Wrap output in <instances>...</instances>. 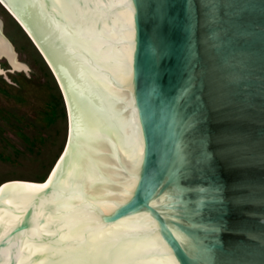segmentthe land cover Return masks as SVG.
<instances>
[{"label": "water", "instance_id": "obj_1", "mask_svg": "<svg viewBox=\"0 0 264 264\" xmlns=\"http://www.w3.org/2000/svg\"><path fill=\"white\" fill-rule=\"evenodd\" d=\"M0 1L67 112L47 182L0 188V264H264V0Z\"/></svg>", "mask_w": 264, "mask_h": 264}, {"label": "rangeland", "instance_id": "obj_2", "mask_svg": "<svg viewBox=\"0 0 264 264\" xmlns=\"http://www.w3.org/2000/svg\"><path fill=\"white\" fill-rule=\"evenodd\" d=\"M2 33L28 69L0 74V185L41 182L67 135L61 90L27 33L0 4Z\"/></svg>", "mask_w": 264, "mask_h": 264}, {"label": "bare ground", "instance_id": "obj_3", "mask_svg": "<svg viewBox=\"0 0 264 264\" xmlns=\"http://www.w3.org/2000/svg\"><path fill=\"white\" fill-rule=\"evenodd\" d=\"M0 4L3 6V8L9 13L10 11L1 3V1H0ZM11 13V12H10ZM9 13V14H10ZM12 14V13H11ZM13 15V14H12ZM11 15V16H12ZM14 16V15H13ZM15 17V16H14ZM16 18V17H15ZM17 19V18H16ZM19 22V21H18ZM1 25H2V21H1ZM1 34L4 36V34L2 33V28H1ZM5 37V36H4ZM7 40V39H6ZM8 42H9V40H7ZM10 43V42H9ZM10 45H11V43H10ZM12 46V45H11ZM12 48H13V51H14V53L16 54V52H15V50H14V47L12 46ZM16 62H21L20 60H18L17 59V54H16ZM28 69V68H27ZM26 69V70H27ZM47 181H44V182H27V181H22V180H19V181H9V182H5V183H3V184H1L0 185V188H1V186H3V185H6V184H9V183H25V184H32V185H37V184H44V183H46Z\"/></svg>", "mask_w": 264, "mask_h": 264}]
</instances>
